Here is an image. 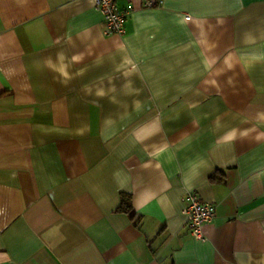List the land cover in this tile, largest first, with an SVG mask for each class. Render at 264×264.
Instances as JSON below:
<instances>
[{
  "label": "crops",
  "instance_id": "crops-1",
  "mask_svg": "<svg viewBox=\"0 0 264 264\" xmlns=\"http://www.w3.org/2000/svg\"><path fill=\"white\" fill-rule=\"evenodd\" d=\"M160 1L0 0V264H264V0Z\"/></svg>",
  "mask_w": 264,
  "mask_h": 264
},
{
  "label": "built area",
  "instance_id": "built-area-1",
  "mask_svg": "<svg viewBox=\"0 0 264 264\" xmlns=\"http://www.w3.org/2000/svg\"><path fill=\"white\" fill-rule=\"evenodd\" d=\"M94 8L101 14L103 19L102 33L105 36L125 33V21L127 11L117 8L116 0H92ZM160 0H144L145 6L160 4ZM188 18V17H186ZM183 213L186 217V225L190 235L198 240H203V226L214 217V204L199 198L194 190H187L184 193Z\"/></svg>",
  "mask_w": 264,
  "mask_h": 264
},
{
  "label": "trees",
  "instance_id": "trees-1",
  "mask_svg": "<svg viewBox=\"0 0 264 264\" xmlns=\"http://www.w3.org/2000/svg\"><path fill=\"white\" fill-rule=\"evenodd\" d=\"M122 209L128 213L130 216L133 215V211L131 210L129 198L125 195L122 196Z\"/></svg>",
  "mask_w": 264,
  "mask_h": 264
}]
</instances>
